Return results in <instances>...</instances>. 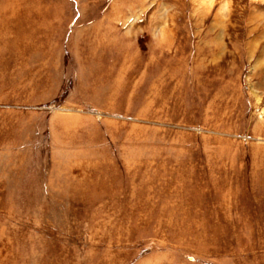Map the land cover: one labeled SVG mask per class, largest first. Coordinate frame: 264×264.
I'll return each mask as SVG.
<instances>
[{"label":"rangeland","instance_id":"1","mask_svg":"<svg viewBox=\"0 0 264 264\" xmlns=\"http://www.w3.org/2000/svg\"><path fill=\"white\" fill-rule=\"evenodd\" d=\"M0 264H264V0H0Z\"/></svg>","mask_w":264,"mask_h":264}]
</instances>
